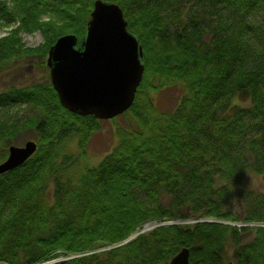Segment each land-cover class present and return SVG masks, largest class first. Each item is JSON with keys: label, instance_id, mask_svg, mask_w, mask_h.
<instances>
[{"label": "trees", "instance_id": "1", "mask_svg": "<svg viewBox=\"0 0 264 264\" xmlns=\"http://www.w3.org/2000/svg\"><path fill=\"white\" fill-rule=\"evenodd\" d=\"M94 1L0 0V29L16 22L0 37V71L31 56L46 68L58 36H85ZM104 1L119 5L142 47V79L118 115L126 125L87 165L103 120L63 108L50 80L0 90V161L20 133L33 131L37 144L0 175V264L70 255L55 264H168L182 247L190 264H227L228 244L233 264H264V226H158L122 242L164 218L264 223V193L247 184L264 174V0ZM35 30L44 42L24 47L19 31ZM169 87L178 98L162 112L153 94ZM23 105L25 116L9 115Z\"/></svg>", "mask_w": 264, "mask_h": 264}, {"label": "water", "instance_id": "2", "mask_svg": "<svg viewBox=\"0 0 264 264\" xmlns=\"http://www.w3.org/2000/svg\"><path fill=\"white\" fill-rule=\"evenodd\" d=\"M93 4L79 45L73 33L58 36L47 49L45 64L63 108L79 116L107 120L132 105L144 71L143 53L117 3L95 0ZM36 148L34 140H26L22 147L9 145L0 162V175L20 166ZM168 264H190L189 249L180 248Z\"/></svg>", "mask_w": 264, "mask_h": 264}, {"label": "rangeland", "instance_id": "3", "mask_svg": "<svg viewBox=\"0 0 264 264\" xmlns=\"http://www.w3.org/2000/svg\"><path fill=\"white\" fill-rule=\"evenodd\" d=\"M16 27V22L11 23L7 28L3 27L0 29V37L6 36L8 31ZM19 39H21V43L24 44V47L34 48L38 45L42 44L44 42V37L40 30H35L32 32H23L19 31ZM81 40V39H80ZM80 43L78 41L77 37V45ZM46 80H49V71L44 66H42L39 63V57L38 56H31V57H22V58H14L2 71H0V90L7 88L8 86H18L23 87L25 85H29L32 83L37 82H44ZM179 92L175 87H169L164 88L162 90L157 91L153 94V102L155 104V107L160 111H167L170 110L172 107H174V104L177 101ZM26 106L23 105V108L20 106L14 107L9 111V115L13 118H21L22 115L25 116L27 113ZM14 113H16V116H14ZM126 125L125 118L123 115L116 117V119L113 120H103L99 122V129L96 130L92 134V138L88 141L87 147H86V155L85 158L82 160L83 163H86L87 165H94L101 159L102 156L110 149L112 148L116 142L118 141V136L116 134V127L124 128ZM35 133L33 131H26L23 133H20L16 136H14L11 139V144L21 146L24 144L26 140H34ZM74 142L72 140L71 142V150H75ZM73 147V148H72ZM247 184L249 186V189L253 190L254 194H260L264 193V174H253L250 173L247 178ZM188 219V218H184ZM153 222H156V226H168L171 219L168 220L164 218L163 220H152ZM165 225H164V224ZM242 222H232L231 224H237L241 225ZM139 228V227H138ZM151 229V228H150ZM132 235V234H130ZM129 235V236H130ZM128 236V237H129ZM250 233H245L241 236V240H247L251 237ZM134 237V236H132ZM130 238V237H129ZM125 238L122 242H125ZM131 239V238H130ZM129 239V240H130ZM233 246L228 244L223 250H222V257L225 258L226 263L231 260L232 250ZM91 252V251H90ZM87 254L80 253L77 254L83 255ZM76 255H70L67 257H56L54 258L58 262H61L66 259H70L71 257ZM52 259V260H54ZM51 261V260H50ZM47 262V261H46ZM45 263V262H44ZM57 263V262H56Z\"/></svg>", "mask_w": 264, "mask_h": 264}, {"label": "built area", "instance_id": "4", "mask_svg": "<svg viewBox=\"0 0 264 264\" xmlns=\"http://www.w3.org/2000/svg\"><path fill=\"white\" fill-rule=\"evenodd\" d=\"M176 222H179V223H186L188 221H176ZM189 223V222H188Z\"/></svg>", "mask_w": 264, "mask_h": 264}, {"label": "bare ground", "instance_id": "5", "mask_svg": "<svg viewBox=\"0 0 264 264\" xmlns=\"http://www.w3.org/2000/svg\"><path fill=\"white\" fill-rule=\"evenodd\" d=\"M192 223V222H191ZM164 224V223H163ZM165 225V224H164Z\"/></svg>", "mask_w": 264, "mask_h": 264}]
</instances>
